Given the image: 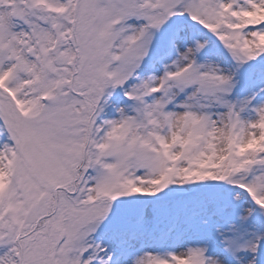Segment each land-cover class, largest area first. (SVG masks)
I'll list each match as a JSON object with an SVG mask.
<instances>
[{
    "label": "snow or ice",
    "instance_id": "obj_1",
    "mask_svg": "<svg viewBox=\"0 0 264 264\" xmlns=\"http://www.w3.org/2000/svg\"><path fill=\"white\" fill-rule=\"evenodd\" d=\"M0 264H264V0H0Z\"/></svg>",
    "mask_w": 264,
    "mask_h": 264
}]
</instances>
